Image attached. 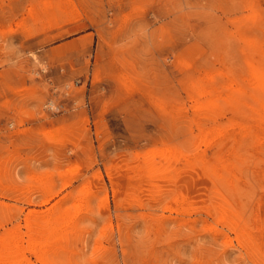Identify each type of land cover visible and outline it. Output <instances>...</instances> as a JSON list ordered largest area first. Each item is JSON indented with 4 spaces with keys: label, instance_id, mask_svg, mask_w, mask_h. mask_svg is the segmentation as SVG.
<instances>
[{
    "label": "rangeland",
    "instance_id": "obj_1",
    "mask_svg": "<svg viewBox=\"0 0 264 264\" xmlns=\"http://www.w3.org/2000/svg\"><path fill=\"white\" fill-rule=\"evenodd\" d=\"M0 264H264V0H0Z\"/></svg>",
    "mask_w": 264,
    "mask_h": 264
}]
</instances>
